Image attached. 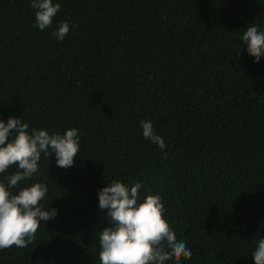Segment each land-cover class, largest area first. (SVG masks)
<instances>
[{"label":"trees","instance_id":"1","mask_svg":"<svg viewBox=\"0 0 264 264\" xmlns=\"http://www.w3.org/2000/svg\"><path fill=\"white\" fill-rule=\"evenodd\" d=\"M53 2L61 9L41 31L30 0H0V119L20 118L29 132L74 127L80 152L67 169L42 153L39 172L10 189L46 184L40 205L58 214L28 247L0 250V264H100L99 235L111 224L98 192L113 180L139 181L140 201L160 194L192 251L180 264H255L264 55L254 62L243 33L264 31V0ZM65 21L75 27L60 41L54 32ZM141 120L164 151L144 138Z\"/></svg>","mask_w":264,"mask_h":264},{"label":"clouds","instance_id":"2","mask_svg":"<svg viewBox=\"0 0 264 264\" xmlns=\"http://www.w3.org/2000/svg\"><path fill=\"white\" fill-rule=\"evenodd\" d=\"M35 9L36 26L43 31L53 25V19L61 9L53 0H30ZM67 21L59 24L55 37L63 41L70 31ZM247 52L259 62L264 55V31L253 25L243 33ZM140 127L145 139L165 150L164 139L154 131L153 123L141 120ZM15 133V134H14ZM80 152L78 129L69 128L63 134L49 133L45 129H33L17 117L7 122L0 119V173L15 165L14 174L0 181V250L16 246L25 248L34 240L41 221L55 218L58 210H43L40 202L45 198L47 185L36 182L17 188L22 181L31 179L39 172L38 162L43 153L46 157L55 154L57 167L69 168ZM142 184L131 186L119 180L107 183L99 190L101 210H106L111 226L104 227L99 235L100 264H165L174 259H190L192 251L183 240L178 241L165 216V206L158 193H149L139 200ZM167 249V250H166ZM255 264H264V238H261L252 254Z\"/></svg>","mask_w":264,"mask_h":264}]
</instances>
